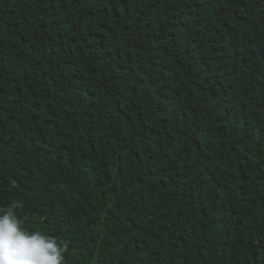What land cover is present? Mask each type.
<instances>
[{
	"label": "trees",
	"instance_id": "trees-1",
	"mask_svg": "<svg viewBox=\"0 0 264 264\" xmlns=\"http://www.w3.org/2000/svg\"><path fill=\"white\" fill-rule=\"evenodd\" d=\"M62 264H264V0H0V215Z\"/></svg>",
	"mask_w": 264,
	"mask_h": 264
},
{
	"label": "clouds",
	"instance_id": "clouds-1",
	"mask_svg": "<svg viewBox=\"0 0 264 264\" xmlns=\"http://www.w3.org/2000/svg\"><path fill=\"white\" fill-rule=\"evenodd\" d=\"M65 245L20 226L9 209L0 215V264H62Z\"/></svg>",
	"mask_w": 264,
	"mask_h": 264
}]
</instances>
